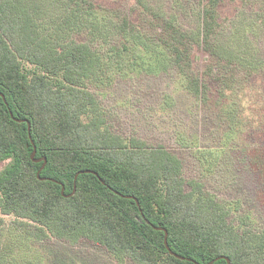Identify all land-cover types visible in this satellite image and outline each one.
<instances>
[{
  "label": "trees",
  "instance_id": "obj_1",
  "mask_svg": "<svg viewBox=\"0 0 264 264\" xmlns=\"http://www.w3.org/2000/svg\"><path fill=\"white\" fill-rule=\"evenodd\" d=\"M137 1L156 4L173 40L191 16L187 0ZM200 2L203 42L219 61L215 83L224 93L235 89L238 73L245 82L264 63L257 42L264 0L252 17L227 25L226 34L215 22L223 0ZM82 3L0 0V161H7L0 171V230L2 218L12 217L10 234L19 232L25 241L88 242L131 264H209L219 257L229 262L213 264H264V230L235 227L231 206L187 175L181 151L114 131L111 114L87 88L101 68L110 76L134 66L137 58L126 63L123 55L125 40L132 51L149 56L137 71L144 76L170 72L180 59L138 33L120 30L107 15L99 14L97 29H89L91 15ZM54 10L64 11L67 20L59 21ZM189 83L198 95V81ZM222 120L228 118L220 116L219 124ZM84 171L96 175L82 173L74 180ZM0 264L47 263L39 253L9 259L1 246Z\"/></svg>",
  "mask_w": 264,
  "mask_h": 264
},
{
  "label": "rangeland",
  "instance_id": "obj_2",
  "mask_svg": "<svg viewBox=\"0 0 264 264\" xmlns=\"http://www.w3.org/2000/svg\"><path fill=\"white\" fill-rule=\"evenodd\" d=\"M82 1L91 15L89 29H97L99 14L107 15L120 30L138 33L145 42L158 43L172 57L180 59L176 69L170 72L144 76L137 71L142 70L149 56L144 50L132 51L129 40L121 42L127 45L123 54L126 63L137 58L134 66H119L120 70L110 76L108 70L101 68L95 74L97 80L87 86L111 114L114 131L181 151L187 175L199 178L207 192L231 206L229 220L235 227L239 226L241 231L264 230V63L245 82L238 73L235 89L222 93L221 85L215 83L216 76L220 78L215 72L219 61L207 52L203 42L200 0L184 2L191 16L183 20V29L175 33V40L164 30L161 10L155 3ZM259 2L223 0L216 10L217 17L214 16L219 25L216 30L222 29L226 34L231 22L241 21L242 17L248 19L262 9L263 3ZM59 7L55 3V10ZM55 10L59 21L67 20L64 11ZM259 35L257 42L264 59V30ZM116 51L112 50L114 55ZM189 79L198 81V95L190 89ZM220 116L228 120L219 124ZM6 164L7 161H0V171ZM2 219L0 247L6 249L9 259H33L39 253L47 264H131L113 259L102 248L88 242L70 246L55 239L39 243L25 241L19 232L10 234L12 217Z\"/></svg>",
  "mask_w": 264,
  "mask_h": 264
},
{
  "label": "water",
  "instance_id": "obj_3",
  "mask_svg": "<svg viewBox=\"0 0 264 264\" xmlns=\"http://www.w3.org/2000/svg\"><path fill=\"white\" fill-rule=\"evenodd\" d=\"M2 97H3V96H2ZM27 126H28V131H29V130H30V124H29L28 122H27ZM34 155H35V152H34L33 155H32V161L37 162L36 160L33 159ZM44 165H45V162H44V164H43V166L41 167L40 170L43 169ZM39 172H40V171H39ZM82 173H92V174L96 175L95 173H93V172H89V171L79 172V173H77V175L75 176L74 180H76V179H77V176H78L79 174H82ZM38 178H39V173H38ZM39 179H40V178H39ZM62 192H63V188H62ZM125 198L133 199V200L136 202L137 206H138V202H137V200H136L135 198H133V197H125ZM163 231H164V243H165V247H166V249L170 252V250H169V248H168V245H167V233H166L165 230H163ZM170 253H171V252H170ZM172 255H174V254H172ZM219 259H226L227 262H229L228 259L225 258V257H219V258H216L214 261H217V260H219ZM214 261L210 262L209 264H213Z\"/></svg>",
  "mask_w": 264,
  "mask_h": 264
}]
</instances>
